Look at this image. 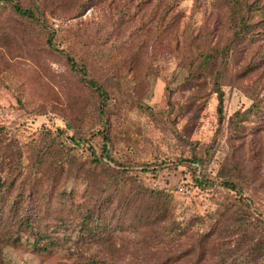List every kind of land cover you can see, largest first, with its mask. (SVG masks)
I'll return each instance as SVG.
<instances>
[{
  "label": "rangeland",
  "instance_id": "1",
  "mask_svg": "<svg viewBox=\"0 0 264 264\" xmlns=\"http://www.w3.org/2000/svg\"><path fill=\"white\" fill-rule=\"evenodd\" d=\"M78 1L62 0L52 14L48 13L58 33L70 22H75L72 18L64 20L60 15L71 16L68 13ZM107 2L124 11L121 18L124 27L119 33L113 32L106 38L112 32V26L108 25L106 29L97 26L101 36L99 52L109 64L100 57V61L92 65L94 69L96 66V70L92 68L93 74H98L104 82L109 81L110 90H113L114 122L109 147L117 160L131 164L132 176L147 187L163 189L170 194L172 213L167 223L189 227L190 218L195 216L208 220L209 215L224 203L238 199V193L221 184L225 175L231 173L227 168L229 155L233 152L228 139V119L236 110L250 107L253 96L264 97V0ZM2 6L0 4V59L4 57L8 65L0 73L2 136L7 142L17 141L25 149L46 132L64 130L65 136L73 135L67 119L55 107L48 105L45 111L38 110V104L50 89H55L64 100L63 86L70 84L71 87L74 83L67 68L56 55L42 53L34 59L17 50L15 37L20 35L15 26L18 22L12 13L3 14ZM101 9V5H95L82 16V20L100 21ZM237 13V18L244 14L253 29L246 38L234 37ZM4 33L11 37L5 38ZM229 41L231 52L225 61L221 49ZM59 46L63 48L65 45ZM198 52L216 56L206 72L189 81L191 68L198 65L191 60ZM38 63L42 64L39 72ZM221 69H224L225 76L217 82L215 78ZM219 85L225 93L226 120L222 131L217 133ZM82 90L87 94L85 89ZM19 95L26 106L18 102ZM86 119V124L95 125L88 116ZM99 128L95 125L94 130ZM246 134L258 147V153L253 151V155L259 175L254 177L253 183L248 180L249 186L244 194L252 198L264 216V131L253 135L248 130ZM100 143L99 137L90 140L98 154ZM244 145L246 149L251 148L249 142ZM87 147L88 144L76 147L83 162L90 161ZM195 149L205 158V164L199 165V173L213 178L215 185L201 187L186 165L175 164L178 158H190ZM22 159L24 165L30 163L28 152L24 151ZM105 161L117 170L122 169L106 158ZM159 162L174 165L160 167L156 173L139 165L146 163L153 167ZM83 186L81 182L77 184L79 189ZM161 226V217L155 214L151 222L142 221L120 232L113 242L103 247V254L119 257L128 252L129 256L135 255L145 264H159L166 258L169 259L161 264H189L186 253L176 256L177 250L188 246L189 237L182 235L169 241ZM55 229L59 234H65L63 227ZM95 250L87 243L62 239V243L50 252L36 251L25 243L22 246L7 245L4 255L13 264H79L84 259L82 255L95 254Z\"/></svg>",
  "mask_w": 264,
  "mask_h": 264
},
{
  "label": "trees",
  "instance_id": "2",
  "mask_svg": "<svg viewBox=\"0 0 264 264\" xmlns=\"http://www.w3.org/2000/svg\"><path fill=\"white\" fill-rule=\"evenodd\" d=\"M61 1L0 0L2 13H12L18 22L15 26L20 35L15 37L17 50L34 59L42 53L56 55L74 82L71 87L70 84L63 86L64 100L55 89H50L38 104L40 111H45L50 105L62 113L73 135L65 136L64 130L46 132L24 149L17 141L7 142L2 136L4 128L0 127V264H13L4 255L7 245L22 246L27 243L36 251L50 252L62 243V239L87 243L90 248L96 249L95 254L82 255L84 259L79 264H145L139 257L129 256L128 252L113 257L103 254L102 249L113 242L120 232L142 221L151 222L155 214L161 217V231L167 240L173 241L182 235L189 237L188 246L176 252V256L186 253L189 264H264V216L255 207L252 198L244 194L249 186L248 180L253 183L254 177L259 175L253 155V151L258 153V147L246 133L249 130V134L256 135L264 131V97L253 96L250 107L236 110L228 119V139L233 152L229 155L227 168L231 173L225 175L221 184L238 193L236 202L224 203L209 215L208 220L203 216L190 218L189 227L169 224L167 220L172 213L170 194L163 189L147 187L132 176L129 170L131 164L117 160L109 147L112 145L114 122V109L111 108L113 90H110L109 81H102L92 70V65L98 63L100 57L109 64L99 52L98 40L101 36L97 26L101 25L103 29L112 26V32L106 38L113 32L119 33L124 27L121 19L124 11L107 2L109 0H79L68 13L71 16L60 15L64 20L72 18L75 22L63 27L59 34L48 13L52 14ZM98 4L103 8L101 20H82V16ZM237 16L238 13L234 17V37L246 38L253 32L251 24L244 14L239 18ZM3 36L11 37L9 33ZM59 44L65 46L61 48ZM230 52L229 41L221 49L225 61ZM215 56L214 53L198 52L191 60L198 65H193L188 80L206 72ZM7 66L2 57L0 73ZM38 66L37 72L42 64L38 63ZM223 76L224 69H221L215 79L218 82ZM217 93V133H220L226 120L225 93L220 85ZM170 95L169 92L172 104ZM17 100L26 106L22 96L19 95ZM87 116L89 121L99 125L97 131L94 130L95 125L86 124ZM95 137H99L101 142L99 154L90 145V140ZM238 140L245 141L244 144L249 142L251 148L246 149L242 141L236 144ZM83 144H88L89 162H83L77 154L76 147ZM24 151L28 152L30 159L27 165L22 159ZM105 158L122 169H115ZM178 163L189 168L193 179L201 187L215 185L213 178L199 173V165L205 164V158L196 149L190 158H178L175 164ZM139 165L154 173L160 167L171 166L164 162L153 167L146 163ZM79 182L84 184L82 189L77 187ZM56 227H63L65 234H59Z\"/></svg>",
  "mask_w": 264,
  "mask_h": 264
}]
</instances>
